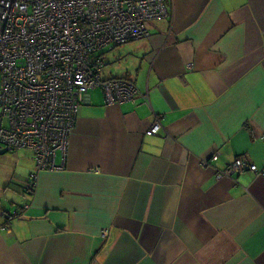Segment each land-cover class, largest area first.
Returning a JSON list of instances; mask_svg holds the SVG:
<instances>
[{"label":"crops","instance_id":"1","mask_svg":"<svg viewBox=\"0 0 264 264\" xmlns=\"http://www.w3.org/2000/svg\"><path fill=\"white\" fill-rule=\"evenodd\" d=\"M169 4L112 76L148 102L89 91L55 170L0 149V264H264V0Z\"/></svg>","mask_w":264,"mask_h":264},{"label":"built area","instance_id":"2","mask_svg":"<svg viewBox=\"0 0 264 264\" xmlns=\"http://www.w3.org/2000/svg\"><path fill=\"white\" fill-rule=\"evenodd\" d=\"M169 11V0H0V149L31 150L38 170H55L89 91L101 89L111 105L148 102L131 78H103L102 51L149 38L150 23ZM248 171L257 166L238 158L217 179Z\"/></svg>","mask_w":264,"mask_h":264},{"label":"rangeland","instance_id":"3","mask_svg":"<svg viewBox=\"0 0 264 264\" xmlns=\"http://www.w3.org/2000/svg\"><path fill=\"white\" fill-rule=\"evenodd\" d=\"M150 27V26H149ZM124 51V46H119L113 51L103 50L102 55H104V72L103 78L110 79L112 76H122L126 73L129 67L125 66L126 61L121 57V53ZM127 59V58H126ZM1 81V75H0Z\"/></svg>","mask_w":264,"mask_h":264}]
</instances>
